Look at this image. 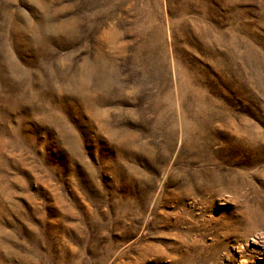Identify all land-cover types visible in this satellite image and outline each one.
Returning a JSON list of instances; mask_svg holds the SVG:
<instances>
[{
  "label": "rangeland",
  "instance_id": "374dc122",
  "mask_svg": "<svg viewBox=\"0 0 264 264\" xmlns=\"http://www.w3.org/2000/svg\"><path fill=\"white\" fill-rule=\"evenodd\" d=\"M0 264H264V0H0Z\"/></svg>",
  "mask_w": 264,
  "mask_h": 264
}]
</instances>
